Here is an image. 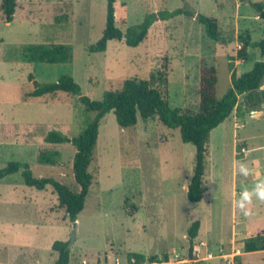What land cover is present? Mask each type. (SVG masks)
<instances>
[{"label":"rangeland","instance_id":"obj_1","mask_svg":"<svg viewBox=\"0 0 264 264\" xmlns=\"http://www.w3.org/2000/svg\"><path fill=\"white\" fill-rule=\"evenodd\" d=\"M260 8L264 0H115L116 27L124 34L148 14L184 9L216 19L227 42L210 39L195 17L183 14L156 22L138 47L114 40L106 52L92 53L89 47L106 29L108 0H18L11 23L0 0V169L12 161L29 163L35 177L54 176L75 188L74 147L44 138L52 130L78 136L94 113L79 96L64 92L30 97V76L45 84L70 75L84 96L99 101L126 79H149L166 62L171 107L196 111L202 65L216 68L221 99L234 71L242 75L262 60L252 47L246 58L237 55L243 36L264 39ZM39 44L67 45L73 59L26 62V46ZM261 91L264 98V85ZM244 100L240 96L232 115L211 133L199 203L187 198L196 148L158 117L139 116L137 125L126 129L114 112L103 119L90 169L95 179L75 222L58 209L52 187H28L21 173L0 179V264H54L53 244L71 242L74 231L71 264H137L130 258L134 253L161 261L142 264H264V251L244 252L246 239L264 234V202L253 201L251 217L233 207L243 188L264 180V99L257 119L250 118ZM44 150L59 151L61 159L40 164ZM236 161L246 163L252 175L242 179ZM197 221L200 229L191 243L189 229Z\"/></svg>","mask_w":264,"mask_h":264},{"label":"trees","instance_id":"obj_2","mask_svg":"<svg viewBox=\"0 0 264 264\" xmlns=\"http://www.w3.org/2000/svg\"><path fill=\"white\" fill-rule=\"evenodd\" d=\"M115 0H108L107 25L102 38L89 47L92 53H103L108 49L111 41L125 39L127 46L138 47L143 43L152 26L158 21H169L177 16L186 14L195 17L204 26L206 35L217 42L226 43L221 37L218 21L205 15H196L184 9L174 11H159L148 14L137 25L131 26L124 34L115 23ZM18 7V0H1V10L7 23L14 21ZM261 17L264 18V10L260 8ZM242 46L238 51L239 58H246L250 47L260 50L261 61L254 64L253 68L238 75L232 73V86L226 95L217 98V70L215 67L202 65L200 69L199 107L196 111L172 108L168 101V66L153 72L149 79L132 77L126 79L121 89L107 91L102 100H92L82 94L81 86L70 75L62 76L55 83L40 84L33 76L30 79L34 83V90L28 95L40 98L45 95H55L64 92L79 96L81 103L87 112L94 113V117L88 121L83 131L75 137H69L59 130L48 132L44 141L49 144H70L75 153L72 161V175L75 188L69 186L63 180L54 176L35 177L29 163L12 161L6 167L0 169V179H5L16 173H21L25 185L43 191L52 187L58 197V209L64 211L65 216L72 222L77 221L78 216L85 208L86 200L90 194L95 176L90 170L93 164L95 150L99 139V130L103 119L107 114L114 112L116 121L121 128L135 127L138 117L149 120L158 117L161 123L180 131L184 143L192 144L196 148L195 168L191 177L187 198L192 203H199L204 197V177L209 158L210 136L213 130L225 123L239 104V97L244 96V108L251 112L260 110L263 105L264 85V39L252 41L250 36L241 38ZM24 58L30 63L64 64L73 59L72 49L67 45H28L24 50ZM61 159L59 151L44 150L38 154L40 164L53 165ZM200 222H195L189 229L191 243L198 236ZM69 242L56 241L53 249L58 253V259L54 264H71L72 253ZM264 251V234L250 237L245 240L244 252L253 253ZM167 260L168 257L164 256ZM137 264L148 261L149 263H161L160 258L152 256L147 259L143 254L130 255Z\"/></svg>","mask_w":264,"mask_h":264},{"label":"clouds","instance_id":"obj_3","mask_svg":"<svg viewBox=\"0 0 264 264\" xmlns=\"http://www.w3.org/2000/svg\"><path fill=\"white\" fill-rule=\"evenodd\" d=\"M261 115V112L253 109L249 116L251 119H257ZM234 168L237 171V174L242 179H247L252 175V170L248 165L241 161L234 162ZM254 200L264 202V180H259L251 187V189L245 187L239 193V198L234 201L233 207L237 209L243 216L251 217L254 215L251 205Z\"/></svg>","mask_w":264,"mask_h":264},{"label":"water","instance_id":"obj_4","mask_svg":"<svg viewBox=\"0 0 264 264\" xmlns=\"http://www.w3.org/2000/svg\"><path fill=\"white\" fill-rule=\"evenodd\" d=\"M76 225V224H75ZM75 239H76V233H75V231L73 232V237H72V240H71V242H69V248L72 246V244H73V242L75 241Z\"/></svg>","mask_w":264,"mask_h":264}]
</instances>
